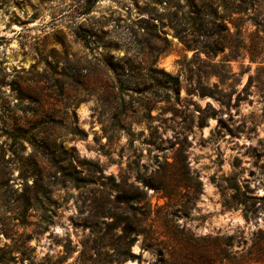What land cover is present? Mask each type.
Masks as SVG:
<instances>
[{
  "label": "rangeland",
  "instance_id": "rangeland-1",
  "mask_svg": "<svg viewBox=\"0 0 264 264\" xmlns=\"http://www.w3.org/2000/svg\"><path fill=\"white\" fill-rule=\"evenodd\" d=\"M0 264H264V0H0Z\"/></svg>",
  "mask_w": 264,
  "mask_h": 264
},
{
  "label": "trees",
  "instance_id": "trees-1",
  "mask_svg": "<svg viewBox=\"0 0 264 264\" xmlns=\"http://www.w3.org/2000/svg\"><path fill=\"white\" fill-rule=\"evenodd\" d=\"M94 3L95 2H97L98 0H92ZM175 80H176V82H175V85H174V91H175V93H179V90H180V88H179V84H178V79L177 78H175ZM170 194V193H169ZM169 194H167V195H169ZM178 244L180 243V242H177ZM172 249L174 248V247H171Z\"/></svg>",
  "mask_w": 264,
  "mask_h": 264
}]
</instances>
